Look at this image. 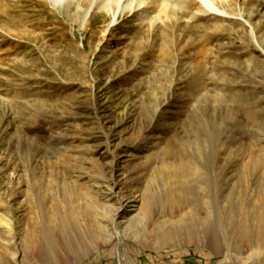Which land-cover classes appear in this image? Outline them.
Returning <instances> with one entry per match:
<instances>
[{
	"label": "rangeland",
	"instance_id": "rangeland-1",
	"mask_svg": "<svg viewBox=\"0 0 264 264\" xmlns=\"http://www.w3.org/2000/svg\"><path fill=\"white\" fill-rule=\"evenodd\" d=\"M5 1L0 264H264V0Z\"/></svg>",
	"mask_w": 264,
	"mask_h": 264
},
{
	"label": "bare ground",
	"instance_id": "bare-ground-1",
	"mask_svg": "<svg viewBox=\"0 0 264 264\" xmlns=\"http://www.w3.org/2000/svg\"><path fill=\"white\" fill-rule=\"evenodd\" d=\"M51 1L54 3V5L55 4L60 5L64 0H51ZM101 1H103V2H101ZM100 2L102 3L101 4L102 6H100L99 3H97L99 5L98 8L100 10H102L104 12H112V14H114V15H117V13L120 14L121 12L123 13L124 11L130 12L131 10H135L137 7H140V6L145 5V4L149 5L151 8H154V12H156L157 17L163 15L166 18V19L162 20L163 24H165V25H167L168 22H170L171 20L178 21L179 19H181V17H182V15L180 13L181 7L184 8L185 6L187 7V5H190L193 3L197 4V5L189 8L192 18L197 17L198 13L211 14L215 17L216 16L217 17L218 16L224 17L226 14H228V12H227L228 6L226 4L228 1L225 3L222 0L220 1V2H222L221 6H219L217 4L216 0H135V2L133 4H132L133 0H128L125 3V5L122 3V2H124L122 0H100ZM7 3L8 2H6L5 0H0V11H3L5 13L8 10V8H10L8 6L9 3L8 4ZM113 3H114V5H113ZM181 3L183 5H181ZM1 4L4 7H2ZM122 5H124V6H122ZM89 10H90V7L88 9H86V11H85L86 15L89 12ZM143 11H145V10H143ZM240 15H242V14H240ZM215 27L217 28L218 25H216ZM4 124H5L4 121L0 120V131L2 133L7 131L6 126ZM7 204H8V199H5V198L2 199L0 197V210H1V212H0V227L3 228L4 231L8 235H10L11 231H12V222L8 218L7 211L5 210V207L7 206ZM120 207H123V205H120ZM65 218L68 220L65 222V224H66L67 222L69 223L71 220H73L72 218H74V217H71V219H70V218H67V216H66ZM57 226H62V224L60 223Z\"/></svg>",
	"mask_w": 264,
	"mask_h": 264
}]
</instances>
